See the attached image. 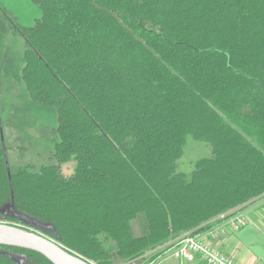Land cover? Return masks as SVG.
I'll use <instances>...</instances> for the list:
<instances>
[{"label":"trees","instance_id":"1","mask_svg":"<svg viewBox=\"0 0 264 264\" xmlns=\"http://www.w3.org/2000/svg\"><path fill=\"white\" fill-rule=\"evenodd\" d=\"M33 2L41 16L12 28L26 46L27 92L54 110L58 139L52 162L10 165L17 211L84 258L115 264L109 243L131 261L264 204V147L225 116L249 106L264 143V0ZM190 138L210 151L184 171ZM11 202L0 143V209ZM9 252L54 264L6 244L0 264H16Z\"/></svg>","mask_w":264,"mask_h":264},{"label":"rangeland","instance_id":"2","mask_svg":"<svg viewBox=\"0 0 264 264\" xmlns=\"http://www.w3.org/2000/svg\"><path fill=\"white\" fill-rule=\"evenodd\" d=\"M41 14V7L33 0H0V143L3 145L4 142L9 165L12 167L33 164L38 168L43 163L52 162V148L58 139V135L53 133L58 122L54 110L33 103L27 92L22 79L26 46L24 38L13 32L14 28H12L15 24L31 26ZM249 110L250 107L245 106L233 113H226L225 116L227 120L242 129L254 143L264 147L259 128L249 119ZM187 145L182 158L184 171L191 169L199 157L207 155L210 151L208 144L202 141L196 142L191 138ZM75 165V160L71 159L63 165V171L71 173ZM0 220L17 224L6 220L3 216ZM137 230L140 231V227H137ZM49 236L55 239L54 236ZM106 247L115 264L155 263H151L153 260L149 259L151 250L143 257L123 262V259L115 256L116 247L112 243Z\"/></svg>","mask_w":264,"mask_h":264},{"label":"water","instance_id":"3","mask_svg":"<svg viewBox=\"0 0 264 264\" xmlns=\"http://www.w3.org/2000/svg\"><path fill=\"white\" fill-rule=\"evenodd\" d=\"M3 148L5 151V161L11 185L12 202L2 206V209H0V218L3 216L2 214H8L25 221L28 227L26 228L18 224L15 225L0 220V245L6 244L30 250L33 249L47 257L54 264H96L91 260H87L77 252L71 251L56 239L47 235V231L55 233V229L51 224L43 223L34 218L28 217L15 209L13 184L10 177L11 169L4 142ZM9 254L16 264H26L25 255L14 252H9Z\"/></svg>","mask_w":264,"mask_h":264},{"label":"built area","instance_id":"4","mask_svg":"<svg viewBox=\"0 0 264 264\" xmlns=\"http://www.w3.org/2000/svg\"><path fill=\"white\" fill-rule=\"evenodd\" d=\"M246 221L247 217L242 211L232 209L221 213L215 224L226 222L239 230ZM211 228L201 232L187 231L159 248L151 250L150 255L159 254V261L155 264H164L171 259L176 260L174 264H197L198 258L203 264H240L235 257L226 254L207 239V234L213 232Z\"/></svg>","mask_w":264,"mask_h":264},{"label":"crops","instance_id":"5","mask_svg":"<svg viewBox=\"0 0 264 264\" xmlns=\"http://www.w3.org/2000/svg\"><path fill=\"white\" fill-rule=\"evenodd\" d=\"M247 221L242 228L234 229L231 224L216 223L207 239L240 264H264V204L243 209ZM198 258V257H197ZM176 262L175 259L168 260ZM197 264H203L200 258Z\"/></svg>","mask_w":264,"mask_h":264}]
</instances>
